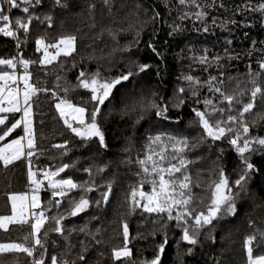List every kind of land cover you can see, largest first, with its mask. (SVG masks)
Instances as JSON below:
<instances>
[{"label":"trees","instance_id":"trees-1","mask_svg":"<svg viewBox=\"0 0 264 264\" xmlns=\"http://www.w3.org/2000/svg\"><path fill=\"white\" fill-rule=\"evenodd\" d=\"M196 2L206 14L199 19L194 13L201 9L187 6L190 0H186V5H180L179 0H111V9L105 5L104 0H62L63 7L56 6L54 0H42L40 5L30 8L29 11L41 19L44 15H51V27L47 21L41 23L34 19L29 27L27 39L22 31L19 33V49L15 40L0 34V58L17 57L34 61L28 65L31 84L42 82L49 89L48 93H37L30 101L35 145L31 166L34 171H50L61 163L78 160L75 167L66 169L61 177L71 176L74 181H81L88 179L87 173L82 171L83 167L93 163H107L108 167L99 175H96L93 168L95 182L97 185L102 181L112 182L113 190L106 205L97 207L90 203L85 212L75 217H66L62 222L65 235L69 230H73L69 237L74 245L70 254L65 247L66 241L60 234L48 232L45 239L44 229L41 230L40 235L47 249L45 264H50L49 258L52 255L76 260V253L81 248L80 241H84L88 248L85 253L88 264H122L112 257V251L124 246L123 222L128 224L127 247L132 253L130 258H125L124 264L129 261L130 264H140L142 258L151 259L156 245L163 239L160 232H157L155 237L149 234L152 231L151 218L155 214L150 216L137 209L135 214L128 215L124 201L129 186L135 185L139 180L136 175L139 171L137 159L143 158L149 136L178 133L197 136L202 132L194 123L192 109L203 110V103L197 104L195 101L202 97L212 98V94L205 85L200 88L198 96L192 97L187 88L188 82L183 77L191 75L201 82L212 76L218 80L222 79L223 84L220 87L230 94L236 93V99L241 101L236 104L237 109L250 98L251 79L255 78L256 83L264 89V70L259 68V63L264 61V15L259 11V5L264 4V0ZM185 13L188 15L181 19ZM9 15L14 24L15 18L24 19L27 14L20 9H12ZM2 24L3 22H0V26ZM130 25L132 27H129ZM173 25L179 26L180 30L174 32ZM205 27L208 29L206 32L203 31ZM110 31L117 33L115 39L109 35ZM137 32L138 42L134 43ZM64 36L76 37L75 52L69 56H61L51 65L40 64L41 52L36 51L35 40L43 37L46 44L56 43ZM149 43L156 48L159 55L148 47ZM125 48L129 50L126 51ZM205 54L211 66L199 62V57ZM215 56L220 57L219 61L212 59ZM130 61L146 63L150 67L146 72L131 77L129 81H123L113 90L111 103L106 101L105 105L101 106V111L105 114L101 124L107 148L101 149L98 143L93 142L80 147L79 138L65 126L56 111L55 103L58 101L51 96V92H56L61 99L67 98L73 105L91 109L92 105L87 103L86 90L73 87L77 83L79 72L99 71L103 77H115L128 70ZM4 70L12 69L0 66V72ZM16 71L23 72V66ZM257 73L260 75L256 76ZM57 75L61 77L59 88L56 87ZM65 87L69 89L67 93L64 91ZM179 87H185V102L180 108H173L171 101ZM240 92H243V95H239ZM127 93L134 94L136 99H150L155 94L154 98L158 102L162 99L164 103L169 104L168 119L156 117L155 110L152 109L144 111L138 121L139 110L122 114L124 103L128 102ZM218 95L217 99L213 100L214 103L218 102ZM262 113L264 100L258 96L252 111L245 113V121L250 125V135L264 137V120L258 119ZM13 116L16 119L21 118L20 114H9V120ZM18 136H25L23 126L17 128L9 138ZM24 141L26 145V137ZM65 141H68L70 151L61 156L63 150L53 148L52 145ZM220 149H223L222 153ZM187 155L193 160L188 168L194 201L208 202L211 191L209 185L217 179L220 168L228 176L230 184L240 173L239 157L224 140L217 141L211 147L209 142L205 141ZM26 160L28 161L27 158ZM26 160L14 161L7 168L0 162V215L11 213L9 196L27 192L29 184ZM250 162L256 171L250 173L245 190L236 194L235 188L233 189L235 213L214 220V227L208 226L212 229L211 238L205 228L195 246L180 241L179 255L175 242L180 240L181 233L174 227L175 221L170 222L168 243L161 255V264H246V237L257 229L264 230V153L253 154ZM176 175L179 176V173ZM144 190L151 191V186L145 183ZM101 191L102 188L87 193V197L90 201L99 199ZM70 195L78 196L79 192L73 191ZM50 199L61 200L60 211L64 210L67 198H52L51 191L47 189L42 191V209L48 208ZM201 208L202 205H198L197 210ZM56 211L53 208L51 212H46V215H55ZM50 225L51 220L46 223L45 229ZM85 226L95 234V240L78 231ZM30 231L29 225L12 224L7 231L0 229V243L23 242L24 236ZM188 247L192 248L191 254L186 252ZM41 251L37 246L34 256H38ZM257 254H264V243L254 247V255ZM31 259L25 253L0 254V264H29ZM77 264L80 262L77 261Z\"/></svg>","mask_w":264,"mask_h":264},{"label":"snow or ice","instance_id":"snow-or-ice-1","mask_svg":"<svg viewBox=\"0 0 264 264\" xmlns=\"http://www.w3.org/2000/svg\"><path fill=\"white\" fill-rule=\"evenodd\" d=\"M42 0H0V34L3 36L11 37L16 41L17 48L20 46L19 33L22 31L25 39L29 32V27L33 20L41 23L47 21L48 26H52V16L44 15L41 19L40 16H35L30 13V8H35L40 5ZM106 6L111 9V0H104ZM214 3V0H213ZM54 4L63 7L62 0H54ZM180 5H186V0H179ZM197 9H201V5L196 0H190L187 5ZM223 6V5H221ZM90 7H94L91 6ZM12 9H20L23 13L27 14L24 19L19 17L15 18L14 24L11 22L10 15ZM259 11L264 15V4L259 5ZM188 14L185 13V18ZM197 19L206 15L203 10L194 13ZM129 27H132L131 25ZM172 30L179 31L177 25L172 26ZM203 31H208L207 27ZM171 34V33H170ZM109 35L115 39L117 33L109 32ZM139 33L136 34L135 42H138ZM75 36L61 37L56 43H45L43 37L35 40L36 51L43 50V58L39 60L40 64H50L61 53L68 56L75 51ZM63 46V47H61ZM130 47V46H129ZM149 48L154 53L159 55L156 48L149 43ZM56 49L55 55L49 52V49ZM124 50H129L125 48ZM219 61L220 57L215 56L212 58ZM201 64L210 65L207 55L199 57ZM17 63L23 66L24 75L19 79L23 82V88L19 87V82L15 74ZM34 63L31 60L18 59L17 57L0 58V66H5L6 69H12V72L4 70L0 72V113H19L22 112L20 119L15 116L9 120L8 116L0 117V141L5 140L23 124V132L25 136H20L18 139H11L10 142L0 147V162L7 168L14 161L26 156L28 159V180L33 186L32 195H11V214L0 215V229L8 230L9 224L29 225L31 231L28 235L24 236L23 242H10L0 243V254L5 253H25L28 257L32 258L29 264H45V244L41 238V230L44 229L43 238L46 239L48 232L60 234L66 241L65 247L71 253L74 245L70 242L69 237L73 230H69L65 235V229L62 222L66 217H75L82 212H85L90 203H94L97 207L101 204L109 202V195L112 193V182L109 180L106 183L101 182L97 185L93 174L95 168L96 175L105 171L108 164L103 165L93 163L89 166L82 168V171L87 173L88 179L81 181H74L71 176L67 178L60 177V174L65 172L66 169L74 168L78 160H73L70 163H61L54 166L53 170L41 169L40 175L42 179L37 178V172L32 170L31 157L34 155V138L32 131L31 108L30 103L33 96L37 93H48L49 89L42 83L38 82L37 85L29 83L31 73L28 72V65ZM130 67L125 73L115 77H103L99 71L88 73L80 71L76 77L77 83L74 88L86 90L88 93L87 103L92 105L91 109L85 106L73 105L67 98L61 99L56 95V92H51V96L58 102L55 103V109L60 114V118L64 121L65 126L79 138L80 147H85L89 142L98 143L101 149H106L105 135L102 131L101 121L105 118V114L101 111V106L105 105L108 101L111 103L110 97L113 96V90L121 85L123 81H129L131 77L139 73L146 72L150 67L146 63H136L130 61ZM75 67V64L72 65ZM135 68V71H133ZM259 68L264 70V61L259 63ZM222 75V74H221ZM257 73L256 76H259ZM252 76V73H249ZM61 77L56 76V87L59 88V80ZM188 82L187 88L190 90L191 96L196 97L199 90L203 86H207L212 98L202 97L197 99L195 103L204 105V109L200 110L193 108L194 123L202 130L197 136H189L184 134H160L148 137V142L145 146L143 158L137 159L139 171L136 175L139 180L135 185H130L129 190L125 197V204L127 205V214H135L137 209L143 213L155 214L151 218L152 231L149 233L153 237L160 232L162 234V241L156 245L155 252L151 259H141L140 264H161V255L166 250L168 243V229L170 222L175 221L174 227L180 230V240L176 241L177 255H179L180 241L186 245L195 246L198 243V237L201 231L207 228L209 238H211V227L213 221L222 217L223 215H232L235 213V188L236 194L245 190L250 173L256 171L250 158L255 153H264V137L259 135H250V125L245 121V113H250L255 106L257 97L259 96L264 100V89L257 83L256 79H251L252 88L250 90V98L247 103H243L241 108L237 109L236 104L241 101L236 99V93H228L223 90L220 85L223 80H218L217 77L212 76L207 81L201 82L199 79L191 75L183 77ZM13 85H16L15 87ZM239 88V82H237ZM65 93L69 91L67 87L64 88ZM185 87H179L176 90L174 99L171 101V107L180 108L185 100L183 94ZM218 102L214 103L213 100L217 99ZM239 95H243L240 92ZM150 99H136L134 94L127 93V103H124L122 114H127L128 111L139 110L140 115L137 121L142 118L144 111L152 109L155 110V115L158 118L168 119L167 112L169 111V104L164 103L163 100L157 101L154 98ZM87 113V118H86ZM99 118V119H98ZM259 120H264V113L258 116ZM6 121H8L6 123ZM75 122V125L73 124ZM192 126L191 124L189 125ZM27 137V144L21 143ZM224 140L235 151L239 157L240 173L238 177L230 184L228 176L222 168L217 172V179L213 180L210 187V195L208 202L203 200L194 201L191 185L192 180L189 173L188 166L193 160L187 155L195 151L205 141L209 142V147L217 141ZM53 148L62 149L61 156L67 155L70 149L68 148V141L63 143L53 144ZM25 148L27 151L25 152ZM223 152V149H220ZM166 153H169L166 155ZM199 158V157H197ZM130 162V161H129ZM179 173V176L176 174ZM57 177H60L57 179ZM44 180H47L46 189L51 191V197L67 198V203L63 211H60L61 200L50 199L48 208L42 209L39 212L35 209L41 208V201L39 192L44 186ZM145 183L151 186V191L144 190ZM199 187V184L196 185ZM100 198L90 201L87 193L101 189ZM78 191V196H71L70 193ZM198 205H202L201 210H197ZM55 208V215H46V212H51ZM51 220L52 225L45 229L46 223ZM122 235L124 246L112 251V257L121 261L124 264L125 258H130L132 253L127 247L129 242V229L127 222L122 224ZM95 240V234L85 227L78 230ZM99 229L96 230L98 234ZM259 236V242L258 236ZM29 237L31 242L29 243ZM99 243V241H96ZM259 243H264V230H255L252 235L246 237L244 247L247 253L246 264H264V254L254 255V247H258ZM81 248L76 253V260H68L58 258L52 255L50 264H88V258L85 253L88 251L84 241H80ZM42 250L38 256H34L36 247ZM187 254H191L192 248L186 249ZM130 264V261L128 262Z\"/></svg>","mask_w":264,"mask_h":264},{"label":"rangeland","instance_id":"rangeland-1","mask_svg":"<svg viewBox=\"0 0 264 264\" xmlns=\"http://www.w3.org/2000/svg\"><path fill=\"white\" fill-rule=\"evenodd\" d=\"M61 47H63V46H61ZM75 50H76V44H75ZM40 52H41V59H42V58H43V50H41ZM49 52L52 53L53 55H55V53H56V49H54V48H53V49H49ZM74 52H75V51H73L71 54H73ZM71 54H70V55H71ZM61 56H65V55H63V53H61V54H60L59 56H57L56 59L53 60L50 64H43V65H45V66H47V65H51L52 63L56 62ZM68 56H69V55H68ZM12 71H13V70H11V71H9V72H12ZM15 74H16V76H17L18 81L22 84V87H23V82H22V80H20L19 78L22 77V76L24 75V71L21 72V73H18V72L16 71V69H15ZM29 83H31V80H30V79H29ZM9 114H20V115L22 116V112H19V113H0V117L8 116ZM86 118H87V116H86ZM73 124H74V126H76V125H75V122H73ZM21 126H23V124H21ZM31 127H32V125H31ZM9 137H10V136H9ZM9 137H6L5 140L0 141V147L4 146L6 143L10 142L11 139H14V138H9ZM19 137H20V136L15 137V138L18 139ZM26 140H27V137H26ZM21 143L25 144V141L22 140ZM26 144H27V142H26ZM25 152H26V148H25ZM20 159H24V160H26V156H21ZM18 160H19V159H18ZM16 161H17V160H16ZM26 161H27V160H26ZM26 167H27V180H28V167H29V165H28V161L26 162ZM31 167H32V166H31ZM32 170L34 171L33 168H32ZM61 174H62V173H61ZM61 174H60V177H61ZM60 177H57V179H59ZM37 178H38V179H42L43 177H42V176L39 177L38 174H37ZM28 184L31 185V184L29 183V180H28ZM46 185H47V180H44V186H42L41 191L39 192L40 201H41L42 191L46 189ZM49 191H50V190H49ZM13 195H27L28 197H30V196L32 195V193H31L30 195H28L27 192H24V193H16V194H13ZM10 203H11V201H10ZM40 210H42V201H41V208H40V209H35L34 211L39 212ZM10 214H11V213H10ZM10 225H12V224H9V225H8V228H9Z\"/></svg>","mask_w":264,"mask_h":264},{"label":"built area","instance_id":"built-area-1","mask_svg":"<svg viewBox=\"0 0 264 264\" xmlns=\"http://www.w3.org/2000/svg\"><path fill=\"white\" fill-rule=\"evenodd\" d=\"M19 48H20V46H19ZM19 48H17V49H19ZM19 59V58H18ZM21 68V65L19 64V63H17V67H16V69L17 70H19ZM19 72V71H18ZM19 82V81H18ZM14 87L16 86V85H13ZM19 87L22 89L23 87H22V84L19 82ZM37 174H40V172L39 171H37ZM32 188H33V186L32 185H28V187H27V193H28V195H30L31 193H32Z\"/></svg>","mask_w":264,"mask_h":264}]
</instances>
